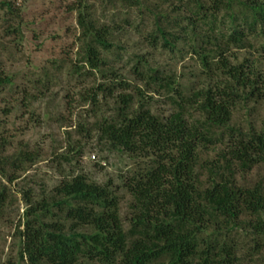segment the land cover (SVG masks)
Masks as SVG:
<instances>
[{"label": "trees", "instance_id": "1", "mask_svg": "<svg viewBox=\"0 0 264 264\" xmlns=\"http://www.w3.org/2000/svg\"><path fill=\"white\" fill-rule=\"evenodd\" d=\"M102 1L134 9L137 18L151 15L147 33L133 23L142 42L152 52L190 55L199 84L186 90L180 77L144 54L134 55L131 69L143 86L120 77L107 58L116 53L120 60L127 52L116 41L119 30L99 23L81 2L80 62L103 80L88 100L97 109L100 95L114 100L111 114L96 120L91 132L131 167L117 186L70 171L51 195L22 191L21 258L27 264H237V240L244 235L264 262V180L245 185L236 179L264 165V118L259 128L251 119L247 127L235 123L238 112L252 117L264 107V1ZM5 83L10 79L0 78V86ZM156 97L168 112L153 110ZM70 148L60 158L72 166L84 146ZM211 150L215 158L203 159ZM120 190L131 197L127 222ZM7 199L0 186V213Z\"/></svg>", "mask_w": 264, "mask_h": 264}, {"label": "rangeland", "instance_id": "2", "mask_svg": "<svg viewBox=\"0 0 264 264\" xmlns=\"http://www.w3.org/2000/svg\"><path fill=\"white\" fill-rule=\"evenodd\" d=\"M81 2L87 3L99 23L119 30L116 41L124 44L127 52H122L120 60L116 53L107 58L109 68L120 77L143 86L136 84L131 69L134 55L144 54L150 64L180 77L186 90L191 83L199 84L191 76L197 66L190 55L152 52L147 42H142L143 36L133 29V23L143 24L142 30L147 33L153 26L151 15L137 18L134 9L112 8L102 0H0V78L11 81L0 86V186L8 194L0 213V264H27L20 256V231L24 229L27 208L22 191L30 190L39 197L51 195L70 171L88 174L100 184L113 179L117 186L121 183L118 176L131 167L129 159L110 152L98 134L91 132L96 120L111 114L114 100L100 95L98 109L88 100L89 93L103 80L97 71L80 62L81 30L77 20ZM112 19H116V25ZM125 21H131V25ZM234 53L245 56V52ZM256 109L252 117L238 112L235 123L247 127L251 119L261 127L264 107ZM153 110L168 112L169 107L156 97ZM76 146H84L79 162L72 166L63 163L60 156ZM215 153L211 150L203 159L211 160ZM25 154H30L32 160H27ZM236 179L245 185L263 181L264 165L241 172ZM119 195L121 215L127 222L131 197L124 190ZM237 244V264H264L253 250L251 239L240 235ZM262 251L264 256V248Z\"/></svg>", "mask_w": 264, "mask_h": 264}]
</instances>
